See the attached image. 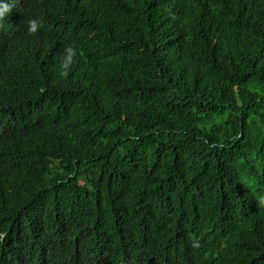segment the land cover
<instances>
[{"label": "trees", "instance_id": "1", "mask_svg": "<svg viewBox=\"0 0 264 264\" xmlns=\"http://www.w3.org/2000/svg\"><path fill=\"white\" fill-rule=\"evenodd\" d=\"M262 199L264 0L0 21V264H264Z\"/></svg>", "mask_w": 264, "mask_h": 264}, {"label": "clouds", "instance_id": "2", "mask_svg": "<svg viewBox=\"0 0 264 264\" xmlns=\"http://www.w3.org/2000/svg\"><path fill=\"white\" fill-rule=\"evenodd\" d=\"M15 2L16 0H12V3H5L4 0H0V21H3L4 18L9 15ZM36 30H37L36 20L29 21L28 32L35 33ZM74 55H76V50L73 47L69 46L65 48L64 54L59 63V75L61 77L67 75V70ZM261 203H264V199L261 200Z\"/></svg>", "mask_w": 264, "mask_h": 264}]
</instances>
